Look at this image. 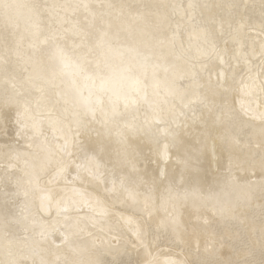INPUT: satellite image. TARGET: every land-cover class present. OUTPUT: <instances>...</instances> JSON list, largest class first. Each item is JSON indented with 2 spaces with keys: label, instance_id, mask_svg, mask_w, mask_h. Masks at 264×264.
I'll return each mask as SVG.
<instances>
[{
  "label": "bare ground",
  "instance_id": "1",
  "mask_svg": "<svg viewBox=\"0 0 264 264\" xmlns=\"http://www.w3.org/2000/svg\"><path fill=\"white\" fill-rule=\"evenodd\" d=\"M12 2L11 19L0 18V262H54L76 249L107 264H264V0ZM92 23L93 51L74 48L75 29ZM100 28L118 35L111 48L97 46ZM52 33L61 38L44 44ZM57 45L73 61L87 53L86 72L64 69ZM97 61L129 107L113 119L106 95L107 116L98 110L95 130L77 135ZM224 104L228 126L217 121ZM100 141L106 150L88 159ZM78 164L98 175H78Z\"/></svg>",
  "mask_w": 264,
  "mask_h": 264
},
{
  "label": "snow or ice",
  "instance_id": "2",
  "mask_svg": "<svg viewBox=\"0 0 264 264\" xmlns=\"http://www.w3.org/2000/svg\"><path fill=\"white\" fill-rule=\"evenodd\" d=\"M16 7H18V5L14 4L12 2V0H0V18H3L5 20H10L12 10ZM34 7L37 10L36 11V21L37 22L34 24V27H36L39 30L40 13H39L38 9L40 6L35 5ZM83 7L87 9L89 7V5L87 3H84ZM109 7H111V5H109ZM95 27H96V25L94 23L89 24L87 29H82V28L77 27L75 29L74 35L77 36L79 43H77L76 41H73V47L78 48V49H87V53H91L93 51L92 42L96 39L93 32H92V29H94ZM97 31H99V33H100V39L97 41V46H100V47L107 46L108 48H111V40L113 38H115V39L119 38L118 35L116 37H110L108 31L105 30L104 28L97 29ZM60 38L61 37L57 36L56 33H52V35L50 37L46 36L44 38L43 43L48 44L49 40H51L52 42H55ZM4 42H5V46H7V37H4ZM213 48H215L214 44H213ZM57 51H58L59 62L62 65V67L64 69L71 70V72L76 74V75H79L80 73L86 72L85 63H91V61L87 60V53L82 55L80 57L79 62H77V61H73L67 55L65 50L62 47H60L59 45H57ZM94 76L96 79H98L100 81L99 87L97 89L96 99H95L94 103L91 100L87 101L85 103V110H84L83 114L82 115L78 114L77 119H76L77 135H80V133L82 131L84 133H88L90 131L95 130L92 128V124L96 123V122H100L97 120V111L98 110L105 117L107 116V113L104 111V108H103L104 98L106 95H107V99H108V104L111 106V113H112L113 119H115L116 117L121 115V112H120V105L121 104H123L125 110H127L129 107V101L131 99L129 95L121 94V93L116 92V91L109 88V83L111 82L112 76H111L110 70L108 69L107 64H105L104 67H101L100 62L97 61L96 62V71L94 73ZM41 79L45 80V84L52 83L55 79V74H53L52 80H47L43 77ZM13 87H15V85H13ZM33 87L37 91L41 92V94H43L45 91V87L43 84L33 85ZM109 92H111L110 95L108 94ZM18 95H23V94H18ZM90 95H91V93H90ZM11 102L12 101L7 96V92H5V98L3 100V103L5 105H7ZM15 102L20 103L19 100H16ZM24 104H25V111L29 112L30 111V108L28 107L29 101L27 99L24 100ZM39 107H40V105H39V101H38L37 102V109L38 110H39ZM234 120H235V117H234L233 113L231 112V110L227 107L226 104L219 106V108L217 109V121L221 125H223V126L231 125V124H233ZM102 123L105 125V135H107L110 138L113 133H112V129L110 127H107L108 120L105 119ZM40 126H41V119L39 116V111H37V116L35 118L33 127L37 131H39ZM126 127H127V125H126ZM129 131L132 133H135L137 131V129L135 128V126H132L129 129ZM115 134L117 137L122 138L119 140V143H121L124 146L118 152V155H120V154L126 155L127 154L128 133L123 131V129H117ZM59 148L62 152L67 151V141L65 142L64 145L59 146ZM105 150H106L105 143L103 141L98 142L94 146L93 151H92V155L89 156L88 159H95L97 151L103 152ZM261 163H262V166H264V161H262ZM76 167L78 169V175H79V170L87 171L93 177H96L98 175L97 172H93L91 169L87 168V166L84 164H78V165H76ZM64 170L65 169H64L63 165L59 166L56 169L54 178L60 177L61 175H63ZM122 186H123V182H122ZM151 190H152L151 188H148L145 192L144 206H145L146 211L149 209L150 202L152 199L150 196ZM125 191H128L129 198H131L135 202L136 201L135 194L132 193L128 189H125ZM168 191L170 194L175 191V195H176L177 200L181 198V194L178 191H176L173 188V186L170 185L168 188ZM186 197H187V194H185V198ZM45 199L47 202L42 201L41 207L46 211H51L53 205H52L50 199H48V198H45ZM56 207H57L58 213L62 210L66 211V209H61L59 203H57ZM65 239H67V238L65 237ZM0 264H4V262H0ZM9 264H18V262L17 261H11V262H9ZM33 264H36V262L33 261ZM39 264H107V262H105L101 259L91 258L90 255H88L86 257L84 250L73 249L71 257L66 256L63 260H60L58 258L54 262L48 261L45 259H41L39 261ZM112 264H118V262L113 261ZM150 264H155V261L150 262ZM168 264H181V262L169 261ZM243 264H250V262L244 261Z\"/></svg>",
  "mask_w": 264,
  "mask_h": 264
}]
</instances>
